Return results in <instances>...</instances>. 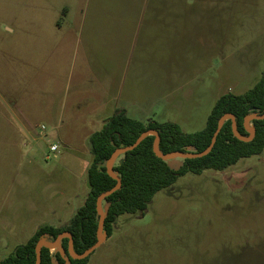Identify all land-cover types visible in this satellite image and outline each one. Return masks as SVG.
<instances>
[{"label": "rangeland", "instance_id": "374dc122", "mask_svg": "<svg viewBox=\"0 0 264 264\" xmlns=\"http://www.w3.org/2000/svg\"><path fill=\"white\" fill-rule=\"evenodd\" d=\"M262 73L264 0H0V228L20 231L0 259L85 197L87 137L102 124L78 114L118 104L196 133ZM88 264H264V152L178 178L120 216Z\"/></svg>", "mask_w": 264, "mask_h": 264}, {"label": "trees", "instance_id": "16d2710c", "mask_svg": "<svg viewBox=\"0 0 264 264\" xmlns=\"http://www.w3.org/2000/svg\"><path fill=\"white\" fill-rule=\"evenodd\" d=\"M262 114L264 73L247 92L220 96L207 117L204 129L196 133H184L179 125L172 122L159 123L151 120L142 123L129 118L124 110L117 111L89 138L92 160L87 170L88 193L83 205L62 226H39L26 243L16 246L7 257L0 259V264H35L37 243L41 240L53 243L64 233L71 236L75 255H82L92 247L96 243L100 224L96 199L117 186L116 179L106 171V163L116 150L133 145L143 133H157V150L161 155L172 152L202 153L209 147L218 122L225 115L234 117L237 133L246 139L249 134L243 126L244 119ZM249 125L254 131V137L245 142L234 137L229 119L223 121L212 150L202 158L182 160L180 165H172L157 156L154 151V136H146L134 150L119 156L113 163L111 172L120 179L121 186L102 202L105 204L103 238L112 236L120 216L142 215L158 192L172 186L186 173L200 175L206 170L223 172L241 159L262 154L264 120H254ZM68 241L63 237L57 246L60 251L53 253L46 247L39 248L40 264H88L89 256L82 260L70 257Z\"/></svg>", "mask_w": 264, "mask_h": 264}, {"label": "water", "instance_id": "95a60500", "mask_svg": "<svg viewBox=\"0 0 264 264\" xmlns=\"http://www.w3.org/2000/svg\"><path fill=\"white\" fill-rule=\"evenodd\" d=\"M227 119H229L231 121L232 133H233L234 137L237 138V139H239V140H242V141L247 142V141L252 140L253 137H254V131L248 127V124L251 121H254V120H256V121H262V120H264V114H262V115H251V116H248V117H246L244 119L243 126H244V128L246 129V131L249 134V137L246 138V139L245 138H242L237 133L234 117L232 115H225L218 122V127H217V129H216V131H215V133H214V135H213V137L211 139V142H210L209 147L207 148L206 151H204L202 153L188 154V153H182V152H172V153H169L167 155H161L158 152V150H157L158 135L154 131L145 132L142 135H140V137L135 141V143L133 145H131L129 147L120 148V149L116 150L113 153V155L111 156V158L106 163V171H107V173L110 176H112L114 179H116L117 186L114 189H112V190H110V191H108L106 193H103V194L99 195L97 197V199H96L97 212H98V215L100 216V224H99V228H98L97 233H96V243L92 247H90L89 249H87L82 255H79L78 256V255H75L73 253V250H72V239H71V236L69 234H67V233H64V234L59 235L58 238L53 243H47L44 240H41L40 242L37 243L38 250H37V257H36V263L35 264H40L39 248L46 247L49 250L55 249L58 246L60 240L63 237H66L69 240L68 241V253H69L70 257H72V259H77V260H82V259L87 258L88 256H90L102 244V240H103V221H104V216H103V213L101 212L100 204L104 201V199L106 197L110 196L113 192H115L121 186L120 179L117 178L111 172V168L113 166V162H114V159L116 157L122 156V155L126 154L127 152H130V151L134 150L139 145V143L142 141V139L145 138L146 136H154L155 137V141H154V151L157 154V156L159 158H161L162 160H164V161L173 160V159L192 160V159L202 158L203 156L207 155L212 150V148L214 146V143L216 141V137H217V135H218V133L220 131V128H221V126L223 124V121H225Z\"/></svg>", "mask_w": 264, "mask_h": 264}, {"label": "crops", "instance_id": "0c3cea01", "mask_svg": "<svg viewBox=\"0 0 264 264\" xmlns=\"http://www.w3.org/2000/svg\"><path fill=\"white\" fill-rule=\"evenodd\" d=\"M136 18V17H135ZM134 25H135V27H136V30H135V36H134V38L136 39V44H135V47L136 46H138L137 45V40H138V30H139V27H138V21H136L135 20V22H134ZM141 28V27H140ZM98 92H100V93H102V95H105V93H108V88L107 87H102L101 89L100 88H98ZM98 101H99V99H98ZM100 102V101H99ZM107 105L106 104H104V103H99L98 105H96L95 107H93V112H92V110L91 111H88V112H83L82 114H78V116H90V117H93L94 118V120H97V122L98 121H101V124H102V126L104 125V123L108 120V118H104V115H105V113H104V111L106 110L105 108H107L106 107ZM128 109H129V106H127V107H125V106H123L122 108H120V106L118 105V104H116L115 106H113V112H112V115H114L117 111H119V110H124L125 112H126V114H127V116H128ZM101 112V113H98L97 114V112ZM111 115V116H112ZM110 116V117H111ZM109 117V118H110ZM131 119H133V120H135L134 118H131ZM137 121V120H136ZM140 122V121H139ZM95 133V132H94ZM92 135V134H91ZM91 135H89L88 137H87V144H88V141H89V138H90V136ZM88 148H89V144H88ZM87 175V174H86ZM87 181V180H86ZM87 185V184H86ZM87 190H86V195H85V197H83L82 198V200H81V202L79 203V205L77 206V208L74 210V212L72 213V215H71V217L75 214V212H76V210L79 208V207H81L82 205H83V203H84V200H85V198H86V196H87V193H88V188H86ZM70 217V218H71ZM69 218V219H70ZM69 219L67 220V222L69 221ZM66 222V223H67ZM39 226H41V225H38V226H36V227H39ZM1 230V235H2V241H1V243L0 244H9L10 242H12L13 240H15L16 238L18 239V237H19V235H20V231H19V228L17 227V226H15L14 224H11V223H8L7 225H3V227L2 228H0ZM14 229L16 230L15 231V233L13 232L14 231ZM35 232V231H34ZM33 232V233H34ZM33 234H31V236H32ZM30 236V237H31ZM29 237V238H30ZM17 243V242H16ZM19 246V245H18ZM16 247V246H15ZM14 246H13V248L12 249H14L15 248Z\"/></svg>", "mask_w": 264, "mask_h": 264}, {"label": "built area", "instance_id": "2783aa9c", "mask_svg": "<svg viewBox=\"0 0 264 264\" xmlns=\"http://www.w3.org/2000/svg\"><path fill=\"white\" fill-rule=\"evenodd\" d=\"M57 149H58V146L56 144L51 145L49 147V153L54 154L57 151Z\"/></svg>", "mask_w": 264, "mask_h": 264}]
</instances>
